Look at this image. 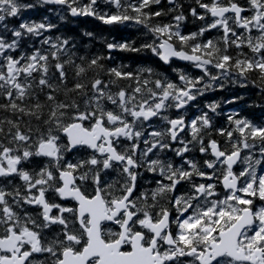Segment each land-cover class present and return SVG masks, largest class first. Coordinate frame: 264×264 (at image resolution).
<instances>
[{
	"label": "snow or ice",
	"instance_id": "obj_1",
	"mask_svg": "<svg viewBox=\"0 0 264 264\" xmlns=\"http://www.w3.org/2000/svg\"><path fill=\"white\" fill-rule=\"evenodd\" d=\"M0 264H264V0H0Z\"/></svg>",
	"mask_w": 264,
	"mask_h": 264
},
{
	"label": "trees",
	"instance_id": "obj_2",
	"mask_svg": "<svg viewBox=\"0 0 264 264\" xmlns=\"http://www.w3.org/2000/svg\"><path fill=\"white\" fill-rule=\"evenodd\" d=\"M188 1H190V0H188ZM186 4H187V1H186ZM44 14H48L50 16L52 13H45L44 9H38V10H35L32 13H30L31 18L36 19V20H39ZM54 22H56L58 24L62 23L58 20V18H55ZM88 26L91 27L92 25L90 23H88ZM188 26L192 27L191 23H189ZM129 31L132 32L134 30L129 29ZM99 47H100V45L97 43L96 48H99ZM117 55H118V57H121V56L126 57L128 54H117ZM125 62H128V61L125 60ZM180 67H183V66H180ZM187 71H189L192 74H199V72L197 70L195 71L191 68H187ZM250 91H251L250 89L245 90V89L239 88L238 85L229 84L226 86V89L224 91H216V92L210 91V92L206 93V95L203 98H201V105L203 104V101H205V100L219 101L221 103L220 111H221L222 115L217 117L216 119L218 122L223 123L225 121V116L223 115V113L225 111V110H223L224 108H228L230 110L234 109V111H239L243 107V105L240 103L234 104V105H229V104L225 103L224 101L227 99H231L234 94H240V95H244V96L248 97ZM257 114H258V110H257Z\"/></svg>",
	"mask_w": 264,
	"mask_h": 264
},
{
	"label": "flooded vegetation",
	"instance_id": "obj_3",
	"mask_svg": "<svg viewBox=\"0 0 264 264\" xmlns=\"http://www.w3.org/2000/svg\"><path fill=\"white\" fill-rule=\"evenodd\" d=\"M186 1H187V4L191 2V0H190V1H188V0H184V3H185V4H186ZM187 4H186V5H187ZM176 63H177L179 66H183V65H180L177 61H176ZM183 67H184V66H183Z\"/></svg>",
	"mask_w": 264,
	"mask_h": 264
},
{
	"label": "bare ground",
	"instance_id": "obj_4",
	"mask_svg": "<svg viewBox=\"0 0 264 264\" xmlns=\"http://www.w3.org/2000/svg\"><path fill=\"white\" fill-rule=\"evenodd\" d=\"M50 16H53V14H51Z\"/></svg>",
	"mask_w": 264,
	"mask_h": 264
},
{
	"label": "water",
	"instance_id": "obj_5",
	"mask_svg": "<svg viewBox=\"0 0 264 264\" xmlns=\"http://www.w3.org/2000/svg\"><path fill=\"white\" fill-rule=\"evenodd\" d=\"M182 62V61H181Z\"/></svg>",
	"mask_w": 264,
	"mask_h": 264
}]
</instances>
